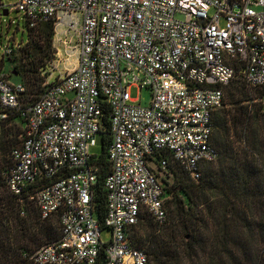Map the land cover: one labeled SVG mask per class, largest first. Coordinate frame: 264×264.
<instances>
[{
	"label": "built area",
	"instance_id": "built-area-1",
	"mask_svg": "<svg viewBox=\"0 0 264 264\" xmlns=\"http://www.w3.org/2000/svg\"><path fill=\"white\" fill-rule=\"evenodd\" d=\"M12 11L29 27L53 21L56 37L78 39L77 66L63 67L55 81L51 71L35 101L0 75V136L13 116L24 121L2 173L6 187L23 210L34 203L43 220L57 216L61 226V237L28 260L97 264L106 246L105 264H149L132 229L145 214L166 221L171 161L200 179L203 163L218 160L212 121L225 87L236 77L264 86V0H17L10 7L0 0V21ZM133 88L149 91V103L133 99ZM105 102L109 242L95 216L91 155Z\"/></svg>",
	"mask_w": 264,
	"mask_h": 264
},
{
	"label": "trees",
	"instance_id": "trees-1",
	"mask_svg": "<svg viewBox=\"0 0 264 264\" xmlns=\"http://www.w3.org/2000/svg\"><path fill=\"white\" fill-rule=\"evenodd\" d=\"M26 26L30 36H32L31 45L37 55L43 51L45 43H47L48 48L51 47L54 33L53 21L42 22L35 29L29 27L27 23ZM43 60L34 59L32 61L34 73L40 72V89H31L32 91H37H35L36 93L28 92V95L31 94L32 97L27 98V100L25 99L26 101L37 100L43 92V87L41 86L45 78L50 74L48 68H52L51 64L47 65ZM26 72L23 74L24 78L27 80L29 86H31L29 74ZM236 80L241 79L236 77L225 87V89L228 87L231 96L243 93L239 84H235ZM243 84L250 89H264V86L250 87L244 82ZM36 86L37 83L34 82L31 88ZM260 94L264 96V90ZM224 104L225 97L222 108ZM218 111L214 114L212 121V145L218 152L219 160L220 152L217 147L221 150H223V147L218 141L214 143L213 140L214 132L219 128L221 119V116H216ZM110 112L108 103H103L104 116L101 136L103 137L105 153L95 160L98 180L94 194L95 216L100 224L101 231L106 227L107 192L105 182L111 169L108 161V146L112 140ZM16 118L24 124L22 118L13 116L5 125H8L10 121H14ZM5 137H8L7 133H3V136L0 137V264H34L28 260L27 255L45 244L57 241L61 237L60 221L57 216L43 220L37 208L35 209L31 206L33 203L30 202L25 205L23 210V206L19 200L8 191L2 173L12 163L8 159L9 151L12 152L20 142L12 149L14 140ZM252 154H255V152L253 151ZM241 156V151H238L233 160V165L228 168L224 166L223 170L227 172L225 174L221 170V177L219 178L220 180L218 179L217 185L214 182V178H211L210 174L206 173V171L205 176L201 177L196 183L190 180L184 173L178 176L176 174L180 180V188L191 198L190 208L186 213L187 225L185 226V230L191 231L194 238L192 241H184V243H187L188 248V252L184 253L188 264H199L202 255L205 256V259L209 260L207 264H224L223 260L225 257L230 259L231 264H242L243 250H240V252L234 248L228 250L227 247L240 246L241 239L236 238V235L239 228H245L250 222V211L252 210H255L256 213L254 215L260 221V229L264 232V198H262L264 196V183L260 181L262 174L255 169L252 163H249L248 159H246V164L242 165ZM211 188L221 190L224 200L227 201L224 204L222 213H219L216 204L210 202L211 200L206 194L207 190ZM203 204L207 205L205 209H199ZM192 211L195 212L192 213ZM146 215L148 214L143 215V217ZM56 217L58 222L54 223L53 219ZM143 217L142 220L144 219ZM142 220L137 226L133 227L132 233L139 227ZM174 239L175 236L171 233L167 238L164 237L155 239L153 242L151 241L150 251L147 253L142 248L146 244L145 240L141 239L138 234L131 236L133 246L136 249L143 250L147 254L149 264H151V260L152 264H176L179 255L174 249ZM258 261L259 264L260 262L264 263V252L260 253ZM105 262L106 246H103L100 250L97 264H105Z\"/></svg>",
	"mask_w": 264,
	"mask_h": 264
},
{
	"label": "rangeland",
	"instance_id": "rangeland-1",
	"mask_svg": "<svg viewBox=\"0 0 264 264\" xmlns=\"http://www.w3.org/2000/svg\"><path fill=\"white\" fill-rule=\"evenodd\" d=\"M3 2L6 6L10 7L16 4L17 0H3ZM37 26L33 28L35 29ZM56 34L54 25L51 47L48 48L47 43H45L43 51L37 55L31 45L32 36H30L26 22L19 13L12 11L0 21V75H3L14 84H22L26 88V100L32 97L31 94L28 95L29 93H36L35 91L40 89V72L34 73V66L32 64L34 59H44L43 62L47 65L51 64L55 66L56 71L52 70L51 67L48 68V72H54V81L59 76V72L64 70L63 67L72 70L77 66L78 39L76 35L69 34L66 37L59 34L56 37ZM25 72L29 74L31 86H29L27 80L24 78L23 74ZM34 82L37 83V86L31 88ZM235 84H239L243 93L231 96V92L227 87L225 89L224 107L216 114L217 117L221 116V119L219 128L214 132L213 140L214 143L218 141L222 145L223 150L219 149L215 144L220 152V158L211 164L203 163L201 177L205 176L206 171V173L210 174L211 178H214V182L217 185L221 177V170L226 174L227 171L223 170L224 166L226 168L232 166L236 153L241 151L242 165L246 164V159H248L249 163H252L255 169L261 172L262 177L260 181L264 183V96L260 94L264 89H250L241 80H236ZM31 89L37 90L32 91ZM130 92L131 97L143 105L149 103V91H140L133 88ZM3 133H7L8 137L14 140L13 149L21 141L22 134L24 133V124L18 119L12 120L8 125H3L0 137L3 136ZM253 151L255 154H252ZM104 153L103 137L99 135L96 146L91 149V155L98 158L103 156ZM8 159L11 161V151L8 153ZM171 166L174 171V177L172 182L167 186L170 199L166 202V221L160 224L155 222L149 215H146L131 236L138 234L141 239L145 240L146 244L142 248L148 253L151 241L153 242L155 239L164 237L167 238L172 233L175 236L173 240V242L175 241L174 249L179 255L176 264H188L187 258L184 257V253L188 252L187 243H184V241H192L194 238L191 231L185 230V226L187 225L186 213L190 208L191 198L180 188V180L177 176L184 173L195 183L201 177L198 180L193 179L188 172L173 161H171ZM206 194L210 198V202L216 204L219 213H222L224 204L227 201L224 200L221 190L211 188L207 190ZM206 204L201 205L199 209H205ZM31 206L35 209L37 208L34 203ZM255 213V210L250 211V222L245 228H239L237 232L236 238L241 239L240 246L227 247L228 250L231 248L239 252L243 250L242 264H259V255L264 252V232L260 229V221L254 215ZM53 222H58L57 217L53 219ZM186 236L187 238H185ZM111 238V230L108 227H104L101 232V240L109 242ZM223 261L224 264H231L230 259L227 257ZM208 262L209 260L205 259V256L202 255L199 264H207ZM260 264L264 263L260 262Z\"/></svg>",
	"mask_w": 264,
	"mask_h": 264
},
{
	"label": "water",
	"instance_id": "water-1",
	"mask_svg": "<svg viewBox=\"0 0 264 264\" xmlns=\"http://www.w3.org/2000/svg\"><path fill=\"white\" fill-rule=\"evenodd\" d=\"M4 15H5V16H7V15H8V13H5Z\"/></svg>",
	"mask_w": 264,
	"mask_h": 264
}]
</instances>
